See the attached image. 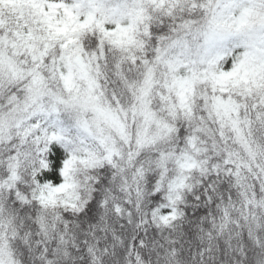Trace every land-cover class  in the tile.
<instances>
[{
	"label": "snow or ice",
	"instance_id": "snow-or-ice-1",
	"mask_svg": "<svg viewBox=\"0 0 264 264\" xmlns=\"http://www.w3.org/2000/svg\"><path fill=\"white\" fill-rule=\"evenodd\" d=\"M0 264H264V0H0Z\"/></svg>",
	"mask_w": 264,
	"mask_h": 264
}]
</instances>
